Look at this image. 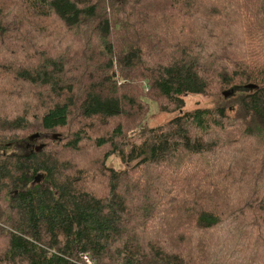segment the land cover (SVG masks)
Listing matches in <instances>:
<instances>
[{
	"label": "trees",
	"instance_id": "trees-1",
	"mask_svg": "<svg viewBox=\"0 0 264 264\" xmlns=\"http://www.w3.org/2000/svg\"><path fill=\"white\" fill-rule=\"evenodd\" d=\"M252 224L264 0H0V264H264Z\"/></svg>",
	"mask_w": 264,
	"mask_h": 264
},
{
	"label": "rangeland",
	"instance_id": "rangeland-1",
	"mask_svg": "<svg viewBox=\"0 0 264 264\" xmlns=\"http://www.w3.org/2000/svg\"><path fill=\"white\" fill-rule=\"evenodd\" d=\"M145 93L147 92V90L144 91ZM235 92V91H234ZM144 103H146L147 105V114L146 116L144 117L143 121L141 122V125L139 128H149V127H153V126H156V125H160L161 123L173 118L175 114H160V109H159V104H158V101L156 100H153V98L151 97H147L146 95H144V98L142 100ZM184 102H185V110H190V109H193V108H196V107H204V106H207L210 102V99L206 98V97H203V96H199V95H189V96H186L184 98ZM141 113H138V112H135V115H136V118L137 119L139 117ZM119 123L117 124H121L123 125V123H127V122H123V121H120L118 120ZM130 121H134V118H130L129 122ZM111 165L115 168L119 167V164L117 163L116 160H112L111 161ZM217 205V208H218V211L221 212V213H226L228 211L227 207H230L233 208V209H236L238 210L237 206L232 203V204H227V203H224V204H216ZM252 228L260 232H264V227H259V225H255V224H252L251 226ZM222 229V228H221ZM228 229V228H227ZM172 235H173V232L170 236V239L172 240ZM209 235L211 236L212 233H209ZM196 235L192 234V244H189V243H181V244H178V242L175 240L173 243V247L170 246L174 251L176 250L177 252H179L181 255L183 256H193L194 253L190 252L192 251V249L194 248V246L196 245V242L197 240L199 239L198 237H196ZM248 251H251V255H252V247H249L248 248ZM255 260L257 261L258 260V257L255 258ZM86 262L87 264H89V261L86 259ZM234 263V262H233Z\"/></svg>",
	"mask_w": 264,
	"mask_h": 264
},
{
	"label": "water",
	"instance_id": "water-1",
	"mask_svg": "<svg viewBox=\"0 0 264 264\" xmlns=\"http://www.w3.org/2000/svg\"><path fill=\"white\" fill-rule=\"evenodd\" d=\"M255 88L256 87L254 85H246V86H244V89H246V90H252V89H255ZM234 91L235 90L232 89L231 92H230V95L234 94ZM224 96L226 97V94L225 93H224ZM39 179H40V176L37 175L34 180H35V182L38 183L39 182Z\"/></svg>",
	"mask_w": 264,
	"mask_h": 264
}]
</instances>
